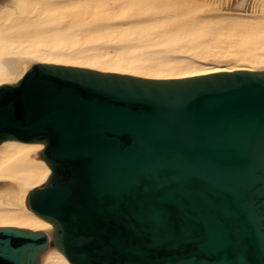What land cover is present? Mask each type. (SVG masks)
I'll list each match as a JSON object with an SVG mask.
<instances>
[{
	"label": "water",
	"instance_id": "water-1",
	"mask_svg": "<svg viewBox=\"0 0 264 264\" xmlns=\"http://www.w3.org/2000/svg\"><path fill=\"white\" fill-rule=\"evenodd\" d=\"M41 145L0 264H264V65L152 78L26 61L0 144Z\"/></svg>",
	"mask_w": 264,
	"mask_h": 264
},
{
	"label": "bare ground",
	"instance_id": "bare-ground-1",
	"mask_svg": "<svg viewBox=\"0 0 264 264\" xmlns=\"http://www.w3.org/2000/svg\"><path fill=\"white\" fill-rule=\"evenodd\" d=\"M171 78L264 65V0H0V85L26 61ZM41 145L0 144V227H51L28 205Z\"/></svg>",
	"mask_w": 264,
	"mask_h": 264
}]
</instances>
